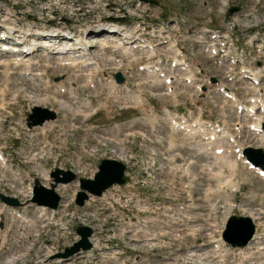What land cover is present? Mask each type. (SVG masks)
<instances>
[{"label":"rangeland","instance_id":"1","mask_svg":"<svg viewBox=\"0 0 264 264\" xmlns=\"http://www.w3.org/2000/svg\"><path fill=\"white\" fill-rule=\"evenodd\" d=\"M155 1L156 5L148 7L147 2L141 0H0V23L5 22L4 18L8 17L10 21H20V27L27 24L29 27L37 28L67 25L77 30V33L86 31L88 39L97 38L93 33V31L99 30L95 24L100 22L105 24L106 20H110L107 19L111 17L110 15L121 18L122 21L119 22L124 25H134L138 22L140 26L143 24L145 27L160 23L175 27L177 22L180 25L179 31L183 34H186L188 30L197 29L202 24L214 27L226 24L235 29L236 40L234 39V41L243 54L245 65L256 68V62L259 65L264 62V0H227L224 10L221 0ZM231 5H236L237 9L229 14L226 9ZM25 30L30 32L31 27L21 31L25 32ZM40 33L45 34L42 30ZM28 37L30 42L31 39H34V37L30 38V35ZM46 37L42 35V39ZM111 37L113 38L114 35ZM87 38L82 39L87 43ZM26 42L25 44L29 41ZM181 42L187 51L193 46L188 40ZM90 45L88 48L90 56L98 61L99 68H92L88 65L80 66V68L83 71L92 72V86L87 85L85 75L74 79L62 67L47 69L51 84L53 76L63 77L59 83L65 88L71 89L76 96L74 103L81 109V113L76 114L70 111L73 110L71 108L73 103L68 99V91H53L51 87L43 89L38 87L37 90L31 89L32 91L28 88L24 89L21 82L30 86L31 82L28 80L31 78L33 81L40 72L33 70L30 75H27L22 68L17 67L16 63H11L9 60L3 61V58L0 57V63L5 65V68H14L19 73V77L0 75V149L7 160L5 165L0 167V192L12 194L18 188L17 190L21 193L18 196L19 200H24L26 204L17 207V210L28 220L29 217H32L37 221L35 232L34 230L28 231L29 226L23 225L20 218L14 215L11 217L10 209L7 206L3 211L0 208V212H2L0 213V264H206V253L204 255H199V251L193 255L187 253L184 248L187 239L178 241L174 234L178 228L182 229L183 234L186 233L184 230L186 226L179 224L181 218L186 217L185 220H187L190 217L189 219L192 221L205 225L197 217V212L190 207L188 211L185 210L186 205L203 206L201 186L204 185L205 180L202 179L196 184L197 199L195 202H189L185 199L187 195L185 192L189 189L187 187L189 177L184 176L182 172L185 168H188L190 172L199 170L201 162L197 161L196 164H191L187 161L188 158L195 159L196 156L193 158L194 150L185 149L181 153L182 148L179 147L177 138H174L175 133L171 134L173 141L171 143L167 141L166 137L169 135V131L163 125L161 111L164 108L163 105L172 108L177 105L176 102H178L177 106L187 104L188 107L187 99L190 102L195 99L191 93L194 90L179 85L180 88H176L173 93L171 92L172 94L170 92L165 94L160 85L144 86L145 77L143 75L128 80L131 83L128 92L125 91L126 88L123 91L120 89L111 90V86L105 82L103 74L109 73L117 66L107 59L109 50L105 47L102 48L101 43L95 42L94 45ZM40 46L43 45L37 44L34 49L38 50ZM122 46L124 52L126 47ZM75 47L77 50L74 54H77L81 49L78 46ZM114 52L118 54V50ZM46 53L45 50L43 59L54 58L50 53ZM191 55L205 67L209 75L222 76L228 80L226 76H223L225 70L212 64L205 57L201 48H195V53ZM86 57L89 58L88 55ZM26 58L28 57H24V59ZM29 59L33 64L36 63L31 58ZM55 59L57 58L55 57ZM68 61L70 63L72 60ZM81 61L79 58L74 62L80 63ZM88 62L94 63L90 59ZM140 62H142V57L131 60L129 64L136 69L135 64ZM89 80L88 77V82ZM241 82L228 80L226 83L238 95H241L240 99L244 100L245 94L250 95L251 91L246 82ZM249 86L255 93V95H250L252 97L257 96V93L264 92V87L261 90L251 83ZM262 86H264L263 81L260 87ZM132 90L147 98L144 103L146 107L152 103L153 114L157 116L155 123H150L152 114L144 105H136L141 102L122 101L121 94H123L122 97L128 98L129 94H132ZM152 91L153 93L160 91V93L153 94ZM47 93L50 95L49 98ZM174 94L177 95L176 100H174ZM203 96L199 95L200 98ZM250 99L251 97L248 98L249 101ZM211 100L217 102L218 98L213 93L206 94L204 114L215 117L218 116V113L217 110L212 109ZM85 101H87L86 104ZM181 101H185V103L182 104ZM250 102L246 106H250ZM32 104L56 110L57 117L52 121L53 123L45 122L42 127L41 125L29 128L25 126L23 121L25 112L30 110ZM90 108H92L91 111ZM35 110L32 109L31 113ZM39 112H34V114ZM261 117L260 111H257V116H252L253 123ZM220 119H225V122L230 124L236 120V116L228 110L226 115ZM49 124L51 126L47 129L49 131L46 132V135L41 134L40 131L45 126L49 127ZM242 127L243 125H241ZM249 128L247 127V129ZM138 129H145L150 137L158 135L162 138L159 142H143L136 135ZM125 131L134 133V135L126 137L128 140H132L131 144L115 145V142L101 139L106 136V138L111 137L116 140L124 136ZM59 132L61 134H58ZM232 132L235 130L232 129ZM244 133L250 134L246 132V129L242 135ZM251 135L258 140L259 136ZM61 140H66V142ZM233 142L238 145L237 142ZM82 144L88 146L92 156H82V161L76 162L68 153L81 155ZM242 144L259 145L254 139L247 137L244 138ZM118 146L131 151H126L125 156L128 158L126 163L132 177L129 184L121 188L130 190L133 192V196L132 199H127V202L116 199L119 204L114 203V209L111 212L107 208L103 209L108 213L107 215L102 211L100 214L91 216L72 202L70 206H63L60 209V213L66 215H62L61 220H58L57 216L50 220L43 219L44 214H39L38 209L33 206L34 204L29 203L25 199L26 196H23L28 192L24 191L23 193V189L19 188V184L26 183L31 177H37L40 182L47 185L48 170L54 166L69 168L80 176H88L91 170L95 169L99 157H110L111 152H115L113 154L115 157L124 158V150ZM210 161L211 157H206V162ZM227 165L233 167L235 163L229 162ZM237 175H241L240 182L236 181L238 185L241 184L240 193H236L233 199L237 200L236 204L241 207L233 209L234 213H248L242 210L250 208L255 214L264 217V196L262 197L264 189L256 175L249 171ZM237 179L238 177H236ZM61 190H59L60 193L66 196L69 187L64 186ZM216 205H220V208L211 216L212 219L215 218L217 224H220L223 212L226 213L230 207L229 205L225 207L224 202L221 203V201H217ZM122 207H127V209L118 210ZM46 212L48 213V211ZM199 213L205 214L206 209H202ZM127 217L130 219L129 222L126 221ZM208 222L206 216V226L199 227L201 229L213 228L214 224L211 226V223L214 221ZM164 223L166 234L161 236L159 228L164 226ZM80 224L93 228L92 231L95 232L92 241L93 247L96 248L92 254L89 256L73 255L66 260L53 262L52 257H56L54 256L55 252H61L64 247H69L77 237L73 228ZM27 231L29 236L25 235ZM148 235L155 236L156 241L154 243L148 241L145 238ZM197 237L201 238L202 235L199 234ZM56 259L60 260V258Z\"/></svg>","mask_w":264,"mask_h":264},{"label":"water","instance_id":"2","mask_svg":"<svg viewBox=\"0 0 264 264\" xmlns=\"http://www.w3.org/2000/svg\"><path fill=\"white\" fill-rule=\"evenodd\" d=\"M233 9H235V7L229 8L228 11L230 12ZM115 79L121 80L122 77L119 73H116ZM34 107L37 106L32 107L33 110L36 109L34 112H40L38 114H34V112L28 113V117L26 118L28 120V125L41 123L44 119L52 118L54 116V112L52 110ZM32 115H34V117H32ZM123 169L124 165L116 159H100L97 165V170L94 172L92 178H79V186L82 190L77 191L75 202L80 204L82 199L86 196L84 189L90 193L98 194L101 192V190L108 187L112 183L124 182L127 179V176L123 173ZM49 175L52 177L54 183L57 181L65 182L74 177V174L70 170H64L57 167L51 170ZM54 183L51 182L49 184L50 187L46 188L42 184H39L38 180L34 178V185L30 200L39 204H45L54 207L58 199L57 194L52 189ZM0 198L4 199L9 204L16 203L15 197L5 196L0 193ZM243 219L246 218L239 217V219H237L234 216L230 218L227 223V228L223 234L226 240L231 243H244L249 238L252 231V226L247 221V219L246 221ZM75 231L80 235V239L75 241L70 247H66L61 253L62 256H67L73 252H76L78 249H84L89 246L86 236L90 233V228L85 225H78L76 226Z\"/></svg>","mask_w":264,"mask_h":264},{"label":"bare ground","instance_id":"3","mask_svg":"<svg viewBox=\"0 0 264 264\" xmlns=\"http://www.w3.org/2000/svg\"><path fill=\"white\" fill-rule=\"evenodd\" d=\"M111 30H113V31H117V33H118V37H117V41L118 42H126V40L124 39V36H125V34H124V30H123V28H121V27H118V26H116V25H113V27H111L110 28ZM5 30H6V32L7 33H12V35H13V37H15L14 36V32L15 31H19L20 33L16 36V37H18V38H20V39H22V40H24V42H26L27 41V37L29 36L28 34H29V31L28 30H25V32H23V31H21L20 29H18L17 27H15V26H13V25H8L6 28H5ZM39 32V31H38ZM40 33V32H39ZM53 32H51L50 34H52ZM41 34H43V33H41ZM50 34H48V35H50ZM48 37V36H47ZM112 38V37H111ZM43 39H45V41L43 42V46H44V48H45V50H46V54H48L49 52H50V47H54V46H56V44L54 43V40H53V38H51V37H48V38H43ZM48 40H50V41H52V42H48ZM84 39H80V38H78V43L79 44H77V46H78V48H80L81 50H79L80 52H78L77 54H71L70 56H71V58H70V60H72V61H70V63L69 64H73V65H75L77 62H74V61H76L77 59H81L82 61L80 62V64H82V65H84V64H88V63H92V62H88L89 61V58H87L86 57V55H88L87 54V51H86V47H88L89 46V43H86L85 41H83ZM27 43V42H26ZM25 46H26V53H31L33 50H35L34 49V46H35V44H34V41L31 39V42L29 41L27 44H25ZM42 46V47H43ZM77 50V49H76ZM127 51V49H125L124 50V52H126ZM18 53H17V55H18V60L17 61H15V63H16V65H17V67H19V68H22L24 71H25V74H31V71H33V63L31 62V60L29 59V58H26V59H24V57L27 55V54H24L23 55V51L22 50H18L17 51ZM71 52V51H70ZM84 58V59H83ZM45 59H47V58H45ZM14 63V64H15ZM251 75L255 78V79H257L258 80V82H259V77H262V76H264L263 74H261V73H259V70L257 69V70H252L251 71ZM244 76V75H243ZM187 77H188V79H189V81H191V79H192V77H191V75H187ZM245 77V76H244ZM36 78H39V74H37L36 75ZM93 79V78H92ZM90 81V80H89ZM257 82V83H258ZM219 85V87H221V85L220 84H218ZM259 92H261V91H259ZM262 93V94H261ZM261 93H257V96H255V97H251V99H250V106H246V105H244L243 107H244V111L246 112V114H248V115H251V116H257V110H254V108L255 107H261V109H262V111L261 112H264V92H261ZM231 96H232V98L233 99H236L235 98V95L234 94H232L231 93ZM249 108V109H248ZM259 119L258 120H255V123H253V126H251L249 129L250 130H253V131H255V132H257L258 130L257 129H255V128H257V126H258V124H259ZM48 122V121H47ZM42 125V124H41ZM201 129H204L205 127L204 126H202V127H200ZM224 135H225V137L228 139V137H229V134H227V133H223ZM256 136L258 137V140L260 141V143H263L264 144V128H263V130L261 131V132H257V134H256ZM205 142V145H200V149L201 150H205L206 149V141H204ZM234 145H236L235 143H234ZM199 146V144H197V147ZM264 149V148H263Z\"/></svg>","mask_w":264,"mask_h":264}]
</instances>
